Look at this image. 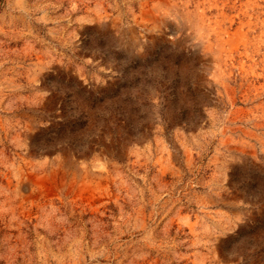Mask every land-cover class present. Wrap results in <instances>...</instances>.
Wrapping results in <instances>:
<instances>
[{
    "label": "rangeland",
    "instance_id": "374dc122",
    "mask_svg": "<svg viewBox=\"0 0 264 264\" xmlns=\"http://www.w3.org/2000/svg\"><path fill=\"white\" fill-rule=\"evenodd\" d=\"M252 1L0 0V264H264Z\"/></svg>",
    "mask_w": 264,
    "mask_h": 264
},
{
    "label": "bare ground",
    "instance_id": "6f19581e",
    "mask_svg": "<svg viewBox=\"0 0 264 264\" xmlns=\"http://www.w3.org/2000/svg\"><path fill=\"white\" fill-rule=\"evenodd\" d=\"M247 1V0H246ZM254 1V0H253ZM252 1V2H253ZM259 3V2H258ZM248 5H250V4H248ZM203 4H202V2L200 1L199 3H197L196 4V12L193 14V16L195 17V18H198V20H199V23L201 24V26L202 27H210L211 26V24H209L208 23V25H207V19L206 18H209L210 16H208V13H206V10L203 8ZM240 6V5H239ZM214 7V6H213ZM207 8V7H206ZM216 8H217V6H216ZM179 9V8H178ZM224 12V11H223ZM227 12V11H226ZM236 12V11H235ZM241 12H243V11H241ZM240 12V13H241ZM262 12V11H261ZM186 13V12H185ZM190 13V12H189ZM233 14V13H232ZM177 15V14H176ZM247 15V14H246ZM245 15V16H246ZM249 16H250V14H248ZM184 16H186V15H184ZM212 16V15H211ZM220 16V15H219ZM231 16V15H230ZM177 17V16H176ZM221 17H223V18H225L224 17V15L223 14H221ZM218 18V17H217ZM214 19V18H213ZM212 19V20H213ZM216 20L217 19H215L214 21L216 22ZM219 20V19H218ZM211 21V20H210ZM247 23V22H246ZM193 25V24H192ZM218 25V24H217ZM216 25V26H217ZM254 25V24H253ZM214 26V25H213ZM219 27V26H218ZM203 28V29H204ZM212 28V27H211ZM252 28V27H251ZM214 31V30H213ZM216 31V30H215ZM220 31V30H219ZM245 31V30H244ZM216 32H218V29H217V31ZM222 31H220V33H221ZM224 33V32H223ZM226 33H228V32H226ZM226 33H225V35H226ZM243 33V32H242ZM235 38V37H234ZM240 38V37H239ZM240 39H238V41H239ZM216 43H218V42H216ZM252 44V43H251ZM248 46V45H247ZM241 47V46H240ZM222 49V48H221ZM56 175V174H55ZM40 178V177H39ZM85 187V186H84Z\"/></svg>",
    "mask_w": 264,
    "mask_h": 264
}]
</instances>
